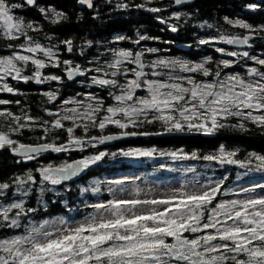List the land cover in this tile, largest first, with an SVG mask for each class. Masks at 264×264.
<instances>
[{
  "label": "snow or ice",
  "instance_id": "obj_1",
  "mask_svg": "<svg viewBox=\"0 0 264 264\" xmlns=\"http://www.w3.org/2000/svg\"><path fill=\"white\" fill-rule=\"evenodd\" d=\"M186 0H174L176 5ZM32 6L35 0H26ZM79 3L93 7L91 0H79ZM22 7L20 4L0 0V35L9 40L24 38L25 44L20 45L21 54L13 52L11 56L0 57V81L6 77L13 80L28 82L35 79L36 83L45 81H59L58 76H42L41 69L47 66L59 67L60 61L56 45L42 46L28 35L29 30L39 31L33 23H26L23 18L13 14L14 10ZM119 8H128V4H119ZM144 8V4L135 5ZM148 11L159 12V8H148ZM41 9V12H44ZM180 13L173 17L180 19ZM63 13H56L51 20L53 24L64 19ZM227 20V18H226ZM164 22V21H162ZM234 27H241L255 31L250 25L241 21L227 20ZM211 27V25H209ZM264 30V29H261ZM171 31L176 32L175 26ZM127 39L124 36L115 38L117 42ZM149 39L139 36L133 43ZM215 39V38H213ZM249 36L243 38L220 36L219 41L228 45L249 43ZM210 41L201 39L200 44ZM69 53L73 52V42L63 41ZM90 44V42H89ZM11 47V45H9ZM114 59L106 62V67L82 68L72 65V61L64 60L68 79L74 76H85L89 72L92 83L101 87L116 89L109 92L113 104L104 106L102 100L92 95L86 96L84 101L66 100L64 104H75L76 107L65 108L63 115H56L52 128L63 129V121H71L73 127L67 128L69 140L67 144L41 143L35 146L19 143L11 138V134H20L22 130L34 123V118L25 116L26 123H19L20 117L11 112L0 111V116L11 118L14 122L9 125V132H0V149L9 148L13 154L23 160L36 159L42 152L65 153L79 146L81 150L85 143L95 147V143L111 140L112 136L100 138L91 137L87 142L73 136L74 128L98 126L104 129L107 125H115L124 129L137 123L161 122L168 131H183L187 127L190 131H203L212 134L216 129L225 127L229 118H237L241 129L245 127L243 121H250L259 127H264V71L257 67L247 69V78L239 73L222 75L218 65L213 73L203 63L189 64L176 59L158 58L146 64L143 52L133 53L131 50H111ZM217 52L225 50L217 48ZM149 53H156L158 49H147ZM42 53L45 59L36 54ZM83 54V50H81ZM229 56L251 59L255 64L264 67V58L251 56L248 51L242 53L227 52ZM47 61V63H46ZM34 65L32 76L22 75L24 69L19 65ZM232 61H220L223 68H229ZM135 65V67H123ZM123 67V71L121 70ZM150 69L145 71V69ZM180 73H200L211 79L196 80L192 75ZM124 77V82L118 79ZM138 90L146 94L138 95ZM0 91L13 93L14 89L7 83L0 86ZM49 101H54V93H45ZM10 101L0 100V104ZM17 103H19L17 101ZM104 112L103 116L100 113ZM79 122V123H78ZM44 121L41 125H47ZM210 125V126H209ZM47 134L49 129L44 127ZM124 156L148 157L157 154V150L133 149L122 153ZM161 157L176 160L215 161L220 165L239 164L247 172H264V156L249 154L245 161H238L234 157L235 151H227L221 146L218 154L198 156L193 151L186 153L182 149L170 152H159ZM106 153L84 157L77 161L65 162L60 166H41L39 173V189L54 191V187L62 182L76 177L83 170L100 161ZM115 155V154H113ZM253 159L258 161L252 164ZM165 168L166 165H160ZM183 172H195L193 167L176 169ZM140 177L115 179L108 181L110 185L120 186L109 192L125 191L124 185H135ZM224 179H227L225 177ZM37 184L36 177L31 171L25 176H16L12 183L0 182V228L10 230L22 229L18 234L0 239V264H264V184H253L250 187H240L235 191L239 198L220 200L214 204L221 192L223 181L214 182L209 178L206 184L199 179L190 184H182L175 194L161 198L150 199H118L86 205L96 211L89 213L75 227L64 218L44 219L39 222L30 217L36 209L25 207L24 199H13L4 203L8 198V190L13 189L12 195L27 197ZM259 189V191H257ZM88 189H81L85 192ZM98 192V187L91 189ZM138 196L139 187L133 189ZM59 193H57L58 195ZM214 204V206H213ZM147 207V211H138ZM27 220V223H23Z\"/></svg>",
  "mask_w": 264,
  "mask_h": 264
},
{
  "label": "trees",
  "instance_id": "obj_2",
  "mask_svg": "<svg viewBox=\"0 0 264 264\" xmlns=\"http://www.w3.org/2000/svg\"><path fill=\"white\" fill-rule=\"evenodd\" d=\"M100 1V0H99ZM126 4L131 5L138 2L139 0H123ZM141 1V0H140ZM256 0H196L192 6V9L187 14L180 16V19L176 22L177 31L181 34L187 33L192 35L196 29H203L207 31L211 25V28H217L222 30V14L225 12L228 4H247L253 3ZM10 3L20 4L21 0H9ZM264 2V0H263ZM159 4V5H158ZM161 6V2L157 0H151V7ZM164 7V6H162ZM232 9V8H231ZM14 15L21 16L23 20L28 23L33 21V8L27 4H23L22 7L14 10ZM159 12H151L145 14L143 11L133 10L128 8H122L117 13L109 12V7L99 5L97 11L88 12L84 19L80 20L74 14L73 5L69 8V18L64 22L60 23L57 31L63 34V36H70L73 40L74 50H78L79 45H83V54L76 58L82 61L85 65L93 64L95 67H106L105 60L109 59V53L104 52V44H112L109 39L114 35L123 34L125 37H137L138 33L143 34L146 29L149 31V36H156L163 34L160 39L150 38L149 44H155L156 46L162 47V42L168 38L167 32L160 29V25L157 24L156 17ZM162 13V12H161ZM168 12H164L161 16L165 17ZM185 32V33H184ZM34 31L29 30L28 34H32ZM61 34V35H62ZM86 37L83 41L79 38ZM90 42V44H89ZM1 46H6L7 51L14 50L9 47L19 45L16 42L0 43ZM81 53V52H80ZM91 58V60H90ZM104 60V61H103ZM122 70V69H121ZM121 82L123 77L118 78ZM78 91L77 88L71 87L70 94H74ZM22 105L18 106L22 110V124L26 123L24 119L25 111L27 110L29 116L34 118L37 117V124L30 123L29 127L22 130L20 134H12L13 140L19 143H55L63 144L68 142L69 134L67 133L68 127H73L71 121H63V129L52 128L53 120H47L42 113L45 110L42 108L41 103H37L31 90L28 89L22 94ZM38 111V113H36ZM102 113H100L101 115ZM55 120L57 119L54 118ZM3 120V119H2ZM44 121H47V125H43ZM225 123V127L216 129L212 134L204 136V132H198L195 130H189L184 128L183 131H168L166 126L161 122L154 123H137L135 126L130 125L125 128L128 132H187L185 135H170L161 137H141L117 143L116 147H106L105 149H117L125 147H152L158 150H175L182 149L186 153L195 151L198 156L207 154H218L221 146L227 151H235L237 154L234 157L236 160L245 161L249 157V154H257L264 156V127H259L250 121H243L245 127L241 129L238 126L240 121L237 118H229ZM79 123V122H78ZM6 126L4 121L0 122V127ZM44 127H47L49 131L47 134L44 131ZM110 130H115L112 126H107ZM4 128V127H3ZM104 130V129H102ZM100 128L98 126H89L87 131L83 127L74 128L73 136L81 138L84 136H94L100 134ZM103 149L102 147H96L90 149L87 152H81L77 150H71L68 154L63 153L46 152L37 155L36 159L23 160L22 158H13L7 147L0 149V182L12 183V180L16 176L24 174L26 170H35L38 166H44L47 164L58 165L61 160L69 161L77 157H86L88 154H96L98 150ZM192 161V160H188ZM158 159H146V162L141 160L136 163H126L110 160L107 156H104L100 161L96 162L94 166L88 168L87 175L80 180H84L90 176L103 175L111 173L115 170H132L135 173H139L141 176L148 169L154 170L158 167ZM118 164V165H116ZM220 172V171H217ZM37 177V175H34ZM230 180V177L226 179V182ZM60 186V185H57ZM62 186V184H61ZM71 187L66 191L64 199L54 198L50 192L45 191L42 196L36 195V191L33 190L25 198V207H31L36 209V214L32 217L42 218L48 215L61 214L69 217H78L82 214V208L85 205V200H90L92 196L88 193H84V198L79 197V193ZM10 190H8V198L10 199ZM84 202H82V200ZM12 231L6 228H0V238H4L12 234Z\"/></svg>",
  "mask_w": 264,
  "mask_h": 264
},
{
  "label": "flooded vegetation",
  "instance_id": "obj_3",
  "mask_svg": "<svg viewBox=\"0 0 264 264\" xmlns=\"http://www.w3.org/2000/svg\"><path fill=\"white\" fill-rule=\"evenodd\" d=\"M112 1L114 0H100V1L91 0L93 7L92 10L89 11L86 5H80V6L78 5L79 0H35V4L31 6L33 8L32 23L34 24L35 27L39 28V31H34V33L30 34L29 36H31L35 42H39L42 46L51 47L52 45H56L57 46L56 51L58 53V58L60 61L59 67H52L49 65L46 68L41 69L40 71L42 76L54 75L60 77L61 79L59 81L51 80L38 84L35 82V79L29 80L28 82H24L23 80H13L11 79V77H6L4 81H0V86H2L3 83H7L10 87L14 89V92L8 93V92L0 91V100L10 101V103L7 104H0V111L13 113L14 116H18L21 118L19 123H22V118H23L22 110L20 107L19 110L16 109L18 106L22 105L23 103L22 94L23 92H26L28 89L31 90V93L32 95H34L36 102L41 103L42 108L45 110V113H42L43 116L44 117L46 116L47 120L48 119L50 121L53 120V122L55 121L54 118H56L57 116L49 115L48 114L49 112L54 114L59 113L57 109L63 107L62 103H64L66 99H70L71 97H75L76 95L77 97L83 98L84 92L89 93L90 95L96 97L98 100H102L105 107L113 104L114 101L109 95V92H116V94H119L118 90L111 89L109 87H101L99 85H92L89 90H86L85 81L87 80V78H89L92 75H98L97 73L89 72L85 76H77L71 80L68 79L67 73L65 71V65L63 64L64 60H70L72 61L73 66L78 64L82 68H94L95 66H93V64L85 65L82 61L78 60L76 57L81 55H76L75 50L69 53L63 41L66 40L72 41L73 39L70 36H63L62 33L57 31L60 23H62L63 21L65 22L69 18V8L71 5H73L75 16L78 17L80 20H82L86 16L85 14L86 11L94 13L95 11H97L99 5L110 7ZM157 1L161 2L160 7L155 6V8L161 9V11H159L158 13V17H156L157 24L161 26L160 29L163 31V33L165 31L168 34L167 39L158 42L163 43L162 48H166V54H171V55L176 54L183 56L185 58H188L195 64L203 63L207 60L208 63L205 66L208 67L209 70L213 73L217 70V67L219 65L220 68L222 69V75L239 73L241 76H244L246 72V68L248 66L257 67V64H255L254 61H251L247 58H242L240 56L237 57L229 56L226 54L227 52L242 53L244 51H248L250 55L262 52V56L264 57V30H261L264 29L263 0H256L253 3H247V4H235V5L228 4L226 6L225 12L222 14V23H221L223 26L222 30L211 27L207 31L203 29H196L192 35H187V33L185 32H184L185 34H183L182 31L181 34L179 33V31L176 32L171 31V27L175 26L177 22V19H175L172 16V14L180 13L181 14L180 16L187 14L188 11L192 9V6L196 0L190 4H186L181 7L176 6L173 2L169 0H157ZM20 3L22 5L27 4L26 0H21ZM139 4H144L145 7L144 8L135 7V5H139ZM148 8H151V0H141V1L139 0L136 3L129 5V9L143 11L145 14L150 13V11L147 10ZM41 9H44L45 11L41 12ZM164 12H168V14L165 17H162L161 15ZM56 13H63L65 18L60 20V22L53 24L51 20L55 18ZM226 18L227 20L241 21L243 23H246L250 25L251 28L254 29L255 31H250L249 29H245L241 27H234V26L232 27L229 23H227ZM247 33H252L255 36L249 40V43L247 45L244 46L228 45L219 41L220 36H225L230 38V37L245 36ZM162 35L163 34L159 35L160 38ZM143 36H147L149 37V39L140 41L139 44H135L133 43V41L137 40L135 37H127V40H122L121 42L124 44V47L126 49L131 50L133 53L138 51L143 52L144 55L142 57V60L146 62L149 54L144 49L145 45L148 44V45L156 46L155 44H149L150 38H154L155 40L156 39L158 40L160 38L156 36L154 37L149 36L148 29L144 31ZM79 39L85 41L86 37ZM201 39H206L209 40L210 42L208 44H200L199 41ZM157 40L155 42H157ZM6 42H16L20 44V43H24L25 40L23 37H21L18 40H9L3 37V35H0V43H6ZM177 44H186L188 45V47L184 50L179 49L176 47ZM156 47L158 48L159 46ZM10 48H17V45ZM217 48H222L225 50V52L224 53L217 52L216 51ZM6 49H7L6 46L0 45V57H7L13 54V50L7 51ZM36 55L41 59H45L42 53H37ZM223 60L232 61L233 63L231 67L223 68V66L220 65V61ZM18 66L23 68L22 62L19 63ZM258 66L262 71H264V67H261L260 65ZM123 67H135V65L125 64ZM23 69L24 71L22 75L32 76L35 71V66L32 65L31 69L30 67H24ZM194 75L196 76V80L211 79V77L208 78L203 77L200 73H195ZM71 87L77 88L78 91L74 94H70ZM143 92L144 91L142 90H138V95H141ZM45 93H54L56 95V99L54 101H49ZM17 101L19 103H17ZM36 113H38V111H36ZM101 113L102 115L100 116H103L105 114L104 112ZM25 116H29L27 110L25 111ZM1 121H4L6 126H3L4 128L0 127V132L8 133L9 125L12 124V126H14V122L11 120V118L5 119V117L0 116V122ZM34 121L35 122L33 124H37L38 118L34 117ZM107 129L110 130L111 128L109 129L108 127H105L104 130L100 129L101 133L94 136L104 135L112 132L125 131V128L122 130L118 128H114L115 130L113 131H108ZM92 136H84L81 138L88 139ZM117 143L109 147H116ZM98 146L102 147L103 149L106 148L101 146L99 142H96L95 147ZM70 161L71 160H69L68 162Z\"/></svg>",
  "mask_w": 264,
  "mask_h": 264
},
{
  "label": "rangeland",
  "instance_id": "obj_4",
  "mask_svg": "<svg viewBox=\"0 0 264 264\" xmlns=\"http://www.w3.org/2000/svg\"><path fill=\"white\" fill-rule=\"evenodd\" d=\"M119 4H126V1H123V0L112 1L110 4V7H109V12L117 13V11L121 10L122 8L117 7V5H119ZM173 14H172V16H173ZM17 17H19V16H17ZM230 25L233 27L232 24H230ZM141 35H143V34L138 33L137 37H135V38L138 39L139 36H141ZM118 36H124V35L123 34L114 35L112 38L109 39V42H111L112 44H110V43L104 44V46H105L104 52L109 53V59L105 60V62H111L114 59V56H113V53L111 50H113V49L128 50L124 47V44L121 41L117 42L115 40V38ZM125 40H127V39H125ZM22 44H25V42L17 45V48H12V49H14L13 52H20L21 54L30 55L29 53L22 52V50L20 48V45H22ZM82 46L83 45L78 46V50L75 51L76 55H81L80 52H81V50H83ZM150 48L158 49V52H156V53L147 52V49H150ZM144 49L149 54V56L147 57V61L145 62L146 64H150L153 60H156L158 58L176 59V60L186 61L189 64H195L194 62H192L191 60H189L188 58H185L183 56L176 55V54L175 55L166 54V48H162V47L157 48L156 46L146 44ZM251 56L264 58L262 56V52L257 53V54H252ZM249 60H251V59H249ZM251 61H253V60H251ZM22 65H23V63H22ZM24 67H30V69H31L32 65L31 64H28L26 66L23 65V68ZM249 67H256V66H248L246 68V72L244 74L245 78H247V69ZM257 68L260 69L258 64H257ZM149 70L150 69H147V68L145 69V71H149ZM180 74L181 75H192L196 79V76L194 74H189V73H180ZM231 74H233V73H231ZM223 75H228V74H223ZM92 76H95V75H92ZM92 76L87 78V80L85 81L86 90H89L92 85H95L92 83V80H91ZM123 80H124V77H123ZM123 80L121 83H123ZM145 94L146 93L143 92L141 94V96H143ZM88 95H89V93L84 92L83 98L77 97V95H76L75 97H71L70 99H66V100H78V101H84L85 103H87L88 101L86 100V96H88ZM62 106L63 107L57 109V111L61 115H63L65 108H72V107H76L77 105H75V104H67L66 105V104L62 103ZM107 126H112L114 128H118L115 125H111V124L107 125ZM118 129L122 130L121 128H118ZM198 132H203V131L201 130ZM11 138L13 139L12 136H11ZM91 148L95 149L96 147H93L91 144L85 143L83 150H81V148L78 146H74L72 150L87 152ZM133 149L152 150L155 148H152V147H131V146H129V147H125V148H117V149H112V150L111 149L110 150L109 149H103V150H98V152L96 154H89V155L87 154L86 157L98 155L100 152H104V153H106L105 156H107L112 161L119 162L121 160L122 162L132 163V164L136 163V161H138V160H141L142 162L145 163L146 159L154 158V159H158V162H159L158 167H156L154 170L148 169L141 176L139 175V173H135L130 169H128V170H115V171L108 173V174L90 176V177L85 178L84 180H78L76 182H72L69 184H62V186L61 185L60 186H51V185L46 184L45 185L46 188L47 187H54V189H55L54 191H48L51 193V195L54 198L64 199L65 193L69 189V187H71V185H73L72 188L75 190V192L79 193V197H81V199L85 197L84 193L90 194L92 196V198L90 200H85V199L82 200V202H84V200H85V205L82 208V214L78 217H75V218L69 217L66 215H61V214L48 215V216H44L42 218H35V217L33 218L32 214H30V217L37 222L44 220V219L64 218L66 221H68L71 224L72 227H75L77 222L82 221L84 219V217L87 216L89 213H94L96 211L95 209H93L91 207H86V205H90V204H94V203H100V202L106 203L108 200L113 199L114 195H115V198H118V199H133V198L150 199V198L167 197V196L174 195L175 190L180 189L182 184H190L197 179H199L201 184H206L208 182L209 178H211L212 181H214V182L223 181V184L221 185V192L224 194L218 195L217 200L214 201V204H215L216 202H219L220 200L239 198L234 193L240 187H250L253 184H257V183L264 184V172L252 171V172H247V174H245L246 169L241 168L239 166V164L220 165L219 163H217L215 161H204L202 159L192 160V161H188V160L173 161L171 158H169L167 156L161 157L158 154L159 152H170V151H176V150H181V149H175V150H158V149H155V150H157V154L151 158L124 156L122 154L123 152H127V151H130ZM8 150H10V149L8 148ZM66 154L67 153H63L64 157ZM113 154H115V155H113ZM64 160L65 159L61 160V162L58 165H62L63 163L68 162V161H64ZM238 161H240V160H238ZM256 163H258V161H255L253 159L252 164L255 165ZM162 164L166 165V167L161 168L160 165H162ZM116 165H118V164H116ZM44 166H46V165H44ZM92 166H94V164L91 165L90 167H92ZM40 167L41 166L36 167L35 170H26L24 172V174H22L20 176H25V174L28 173L29 171H31L33 173V175H37V177H36L37 184L33 186V190L36 191V195H40V197H41L42 194L38 191V189L40 187V185H39V179L40 178H39V173L36 171ZM187 167H193L195 169V172H183V171H177L176 170V169H182V168H187ZM217 171H220V172H217ZM126 177L127 178L140 177V179L136 180L135 185H133L131 183L125 184L123 186L125 191H123V192H118V191H114V193L109 192L108 189L110 187L115 190L116 188H118L120 186L110 185L108 183V181L115 180V179H124ZM225 177H227V178L230 177V180L228 182H226V179H224ZM137 186L139 187V189H141V192L138 196L133 191V189ZM96 187H98L100 190L98 192H93L91 189L96 188ZM81 189H88V190L82 193ZM13 191H14V188L11 189V191H10V194H9L10 199L8 201L3 200L2 202L10 203L13 199H24L25 200L26 197H19L18 195L14 197L12 195ZM257 191H259V189ZM57 193H59V194L57 195ZM214 204H213V206H214ZM138 211H147V207L139 208ZM35 214H36V212L33 215H35ZM23 223H27V220H24ZM21 231H22V229H21ZM19 232L18 231L17 232L12 231V234H10L9 236L4 237V238H9L14 234H18ZM0 239H3V238H0Z\"/></svg>",
  "mask_w": 264,
  "mask_h": 264
},
{
  "label": "water",
  "instance_id": "obj_5",
  "mask_svg": "<svg viewBox=\"0 0 264 264\" xmlns=\"http://www.w3.org/2000/svg\"><path fill=\"white\" fill-rule=\"evenodd\" d=\"M171 2L174 3V0H169ZM193 1L195 0H186L185 3L181 4V5H175L178 6V7H181V6H184L186 4H190L192 3ZM78 5H83L81 3L78 2ZM87 9L90 11L92 10V8H89L87 5H86ZM245 36H249L250 39H252L255 35L252 34V33H247ZM244 36H238V38H243ZM249 39V40H250ZM236 46H244V44H234ZM177 48L179 49H186L188 47V45L186 44H177L176 45ZM139 52V51H138ZM79 76V75H77ZM77 76H74L73 78L77 77ZM72 78V79H73ZM187 134V132H168V131H158V132H128V131H119V132H112V133H108V134H104V135H99V136H92V137H97V138H100V137H103V136H112L114 137L113 139L111 140H107V141H104L103 143H100L101 146L103 147H109V146H113L115 143L117 142H121V141H126V140H131V139H136V138H141V137H161V136H170V135H185ZM204 136H208L209 134H204ZM91 138V137H90ZM82 141H85L86 139L84 138H80ZM89 140V138H88ZM41 143H45V142H40V143H24L25 145H31V146H35L37 144H41ZM63 144H67L66 143H63ZM59 145V144H58ZM47 152V151H46ZM46 152H42L40 154H43V153H46ZM10 155L13 157V158H22L21 156L19 155H15L12 153V151L10 150ZM81 159V157H77V158H74L72 159L70 162L68 163H71V162H74V161H77ZM47 166V165H46ZM53 166H58V165H53ZM87 172H88V169H85L83 170L81 173H79L76 177H73L71 178L70 180L68 181H65V182H62V183H72V182H75V181H78L80 180L81 178H83L84 176L87 175Z\"/></svg>",
  "mask_w": 264,
  "mask_h": 264
}]
</instances>
